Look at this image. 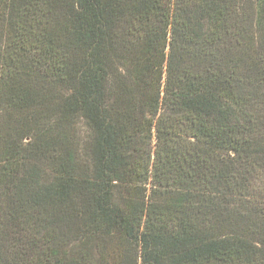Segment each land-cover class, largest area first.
<instances>
[{
    "label": "trees",
    "instance_id": "obj_1",
    "mask_svg": "<svg viewBox=\"0 0 264 264\" xmlns=\"http://www.w3.org/2000/svg\"><path fill=\"white\" fill-rule=\"evenodd\" d=\"M0 264H264V0H0Z\"/></svg>",
    "mask_w": 264,
    "mask_h": 264
}]
</instances>
